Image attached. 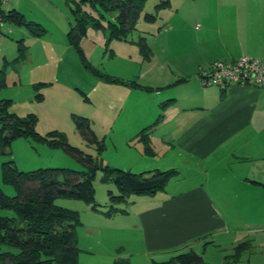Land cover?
Listing matches in <instances>:
<instances>
[{"label": "crops", "instance_id": "1", "mask_svg": "<svg viewBox=\"0 0 264 264\" xmlns=\"http://www.w3.org/2000/svg\"><path fill=\"white\" fill-rule=\"evenodd\" d=\"M12 3L2 10L18 12ZM179 12L176 7L180 19L168 20L160 43L146 39L151 57L142 58L140 80L118 77L125 84L115 88L124 90L127 106L114 117L124 118L131 157L156 158L149 170L177 174L153 195L131 196L128 208L120 207L125 212L92 210L91 224L78 226L79 247L107 255L113 264L130 262L136 241L150 263L152 253L186 247L178 253L192 250L212 264L204 256L215 247L224 264L242 239L264 231V88L203 87L199 79L215 60L245 55L264 61V0H190L186 14ZM148 127L151 153L136 138ZM105 239L115 248L105 249Z\"/></svg>", "mask_w": 264, "mask_h": 264}, {"label": "rangeland", "instance_id": "2", "mask_svg": "<svg viewBox=\"0 0 264 264\" xmlns=\"http://www.w3.org/2000/svg\"><path fill=\"white\" fill-rule=\"evenodd\" d=\"M12 1L15 8L20 11L18 12L23 15L25 22L38 21L45 32L41 36H36L25 25H18L7 19L0 27V70L4 71L0 103L1 100H10L7 110L18 116H26L30 113L36 115V132L42 135L52 131L62 133L70 146L77 148L83 154L90 155L93 164H104L131 172L152 171L149 169L156 168L153 167L155 162L160 161L156 158L150 160L151 158L142 156L143 160H141L138 154L130 156L125 141L128 139V134L124 127V118L117 122L114 118L127 106L124 90L115 88L123 84L98 79L84 66V62L111 77H121L125 80L133 77L140 80L144 61L136 42L144 36L150 45L155 41L157 44L160 43L164 35V27L170 25L168 20L174 22L180 19L179 16L175 17L176 7L181 10L178 15L186 14L185 9L190 5V0H168L169 6L165 8L156 6L161 0H145L135 21V29L129 33L126 40L112 39L108 43L109 30L106 27L98 29L88 27L86 35L79 42L85 61L81 60L76 46L68 37L69 22H73V16L66 0ZM85 9L89 10L90 6H85ZM146 14H155V20H146ZM106 17L100 18L101 21L103 20V26H106L109 15ZM38 93L42 96L41 100L36 98ZM74 116L89 119L90 129L99 141H103L104 149L99 151L96 142L87 141L86 137L79 133ZM121 123L123 128L120 127ZM2 149L8 150L10 156L0 153V189L9 196L15 195L16 192L13 187L2 182L3 161L11 159L15 168L24 172L46 167L75 171H85L88 168L87 164L70 152L62 148H50L30 138H15L8 147L0 142V151H3ZM103 174L100 170L96 172L93 186L95 201L100 205L98 206L100 209L105 210L112 204L108 190L116 193V188L110 182L101 181ZM55 203L77 211L83 227L90 225L91 216L95 215L90 205L83 200L57 197ZM126 205L122 203L117 206L125 209L128 208ZM12 214V212L0 211V215ZM78 226L76 234L80 238ZM104 231L106 229L101 226V233ZM251 238L254 239L253 243ZM244 240H249L252 247L242 255L240 264H264V231L253 232L242 239ZM82 242L89 243L83 239ZM103 243L105 249L108 245V250L115 248L107 239ZM132 245L134 252L129 259L130 262L126 263L121 258L118 264H150V257L144 256L140 241ZM79 249L80 264H113L107 255L101 257L92 249L87 252L81 247ZM186 249L181 247L176 251L173 250L172 254L150 255L154 260L164 261ZM218 251V248L209 247L204 258L212 264H222Z\"/></svg>", "mask_w": 264, "mask_h": 264}, {"label": "trees", "instance_id": "3", "mask_svg": "<svg viewBox=\"0 0 264 264\" xmlns=\"http://www.w3.org/2000/svg\"><path fill=\"white\" fill-rule=\"evenodd\" d=\"M66 2L73 16V22H69L68 37L76 46L81 60L85 61L79 42L86 35L88 27L97 29L106 27L109 30L108 43L112 39L126 40L129 33L135 29V21L145 0H66ZM87 5L90 6L89 10L85 9ZM156 6L165 8L169 6V1L161 0ZM106 15L110 18L108 17L106 26H103V20L100 18L105 19ZM4 16L5 20L25 25L36 36H41L45 32L39 23L25 22L23 15L15 10L6 12ZM155 18V14L145 15V19L149 21H154ZM136 44L142 58L149 60L151 50L146 37L141 36ZM84 66L106 82L125 84L118 78L100 73L87 62H84ZM3 77L4 71L0 70V88L4 85ZM36 98L41 100V94H36ZM9 102L10 100H1L0 103V142L3 145L8 147L15 138H30L50 148H62L70 152L87 164L88 168L85 171H75L46 167L24 172L18 171L11 159L1 163L2 182L13 187L16 193L9 196L0 189V211L13 213L11 216L0 215V264H80L76 234V227L81 224L80 215L77 211L56 205L57 197L83 200L90 205L91 210L111 216L125 212L117 205L126 203L130 196L153 195L162 190L177 174L175 170L157 169L134 173L104 164H93L92 157L70 146L62 133L52 131L42 135L36 132V115L30 113L18 116L8 112ZM74 120L79 133L86 137L87 141L96 142L99 151L104 149L103 141H99L90 129L88 118L74 116ZM157 122L158 119L154 125ZM149 128L151 127L143 129L136 137L146 144L147 153H151L147 132ZM0 153L10 156L8 150ZM98 170L104 173L101 181L110 182L116 188V193L108 190L112 204L105 210L100 209L98 207L100 205L95 201L93 180ZM251 247L249 240L239 242L230 254L225 255L224 264H239L242 255ZM150 264L209 263L203 261L201 254L190 250L175 254L167 261L151 260Z\"/></svg>", "mask_w": 264, "mask_h": 264}, {"label": "built area", "instance_id": "4", "mask_svg": "<svg viewBox=\"0 0 264 264\" xmlns=\"http://www.w3.org/2000/svg\"><path fill=\"white\" fill-rule=\"evenodd\" d=\"M8 0H0V27L5 21V11L1 6ZM200 84L203 87L219 86L225 88L231 84L252 85L264 88V61L245 55L236 59L215 60L209 67L199 71Z\"/></svg>", "mask_w": 264, "mask_h": 264}]
</instances>
